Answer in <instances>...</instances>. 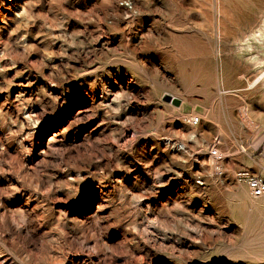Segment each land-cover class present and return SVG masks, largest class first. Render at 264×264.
Wrapping results in <instances>:
<instances>
[{"label":"rangeland","instance_id":"374dc122","mask_svg":"<svg viewBox=\"0 0 264 264\" xmlns=\"http://www.w3.org/2000/svg\"><path fill=\"white\" fill-rule=\"evenodd\" d=\"M239 175L264 0H0V264H264Z\"/></svg>","mask_w":264,"mask_h":264},{"label":"built area","instance_id":"2783aa9c","mask_svg":"<svg viewBox=\"0 0 264 264\" xmlns=\"http://www.w3.org/2000/svg\"><path fill=\"white\" fill-rule=\"evenodd\" d=\"M198 122H199V119L195 117L191 118L190 120V123L192 125H197ZM213 155L216 158L219 157L218 151L214 150ZM237 179L240 183L247 184L250 194L253 198L259 199V198L264 197V177H261V176L250 177L246 175H239Z\"/></svg>","mask_w":264,"mask_h":264}]
</instances>
